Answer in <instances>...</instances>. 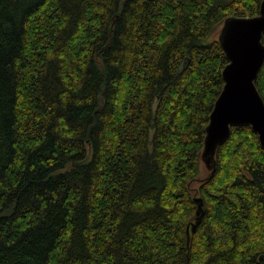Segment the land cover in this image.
<instances>
[{
	"label": "trees",
	"instance_id": "obj_1",
	"mask_svg": "<svg viewBox=\"0 0 264 264\" xmlns=\"http://www.w3.org/2000/svg\"><path fill=\"white\" fill-rule=\"evenodd\" d=\"M261 2L0 0V264H264L257 133L218 148L196 226L190 186L218 30Z\"/></svg>",
	"mask_w": 264,
	"mask_h": 264
},
{
	"label": "water",
	"instance_id": "obj_2",
	"mask_svg": "<svg viewBox=\"0 0 264 264\" xmlns=\"http://www.w3.org/2000/svg\"><path fill=\"white\" fill-rule=\"evenodd\" d=\"M218 40L228 63L222 73L223 89L205 128L200 173L190 182L197 204L198 219L195 226L200 221L203 208L199 186L215 173L217 150L230 137L232 127L250 126L264 148V98L256 85V79L264 66V0L256 15L226 18L218 30ZM202 166L208 175L198 187L193 188V182L201 176Z\"/></svg>",
	"mask_w": 264,
	"mask_h": 264
},
{
	"label": "rangeland",
	"instance_id": "obj_3",
	"mask_svg": "<svg viewBox=\"0 0 264 264\" xmlns=\"http://www.w3.org/2000/svg\"><path fill=\"white\" fill-rule=\"evenodd\" d=\"M228 1V0H226ZM208 175V172L205 170L204 166H202V173L201 176L199 178H197L194 182H193V188L198 187V185L201 183V181Z\"/></svg>",
	"mask_w": 264,
	"mask_h": 264
}]
</instances>
